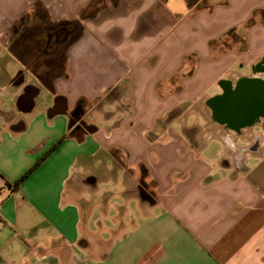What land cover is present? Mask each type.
<instances>
[{
    "label": "crops",
    "instance_id": "0c3cea01",
    "mask_svg": "<svg viewBox=\"0 0 264 264\" xmlns=\"http://www.w3.org/2000/svg\"><path fill=\"white\" fill-rule=\"evenodd\" d=\"M94 1L0 0V49L30 17L73 21ZM105 1L62 66L45 50L9 79L12 103L26 74L39 92L0 125V264H264V136L186 122L264 79V0Z\"/></svg>",
    "mask_w": 264,
    "mask_h": 264
},
{
    "label": "rangeland",
    "instance_id": "374dc122",
    "mask_svg": "<svg viewBox=\"0 0 264 264\" xmlns=\"http://www.w3.org/2000/svg\"><path fill=\"white\" fill-rule=\"evenodd\" d=\"M38 17H40V16H38ZM31 18L37 19L36 16H32ZM30 20H32V19H30ZM35 21H36L35 23H37V20H35ZM45 21H43V22H45ZM35 23H28V24L33 25ZM26 25L27 24H25V22H24V25L21 27L18 34L15 36L13 45H9V47H7V48L5 45V49H0V125H2V124L7 125L8 123L11 122L12 118H15L14 120H16L20 117V115L16 112L17 109L15 107V101L12 103V102H10L11 100H9L11 98V95H9V94L14 95V92L16 91L9 84V79H11V77L14 76L18 70L26 71L25 70L26 69L25 68V65H26L25 60H27L33 54V52H31L32 47L30 46L32 44H30L29 41H32V39L35 40L36 36H34V35H36L38 33L39 28H38V26L28 27ZM68 28L69 29L71 28L72 34H74V35L78 34V30L76 29V26L74 25V23L70 24V26ZM19 33H21V34H19ZM69 33H70V31H69ZM81 33H82V31H81ZM37 38H41V42H42L41 46H45L46 38H48L47 34L46 33L44 35L40 34V36H38ZM68 47L69 46H67L65 44H64V46L63 45L56 46L51 42L47 48L45 47L44 49H42L43 50L42 52L44 53L45 50H47L48 53L54 52L53 54H55V52L57 51L56 52L57 56H55L53 58L49 57L48 60L50 62H54L55 64L62 66V60H63L62 58L65 56V53L67 52ZM185 70H187L189 73L192 70V68L189 67L188 69L186 68ZM234 70L237 72H240L242 74H245V75H248L250 72L249 67H240L239 65L235 66ZM52 76L53 75L50 74L49 76L45 77L44 80L50 81V77H52ZM227 77L230 78L232 81L236 80V78H237L236 76H233L232 74L227 76ZM179 78H180V76L177 75V76H174L173 80L176 81V80H179ZM25 82L37 85V84H39L38 76H36L35 74L34 75L26 74ZM215 88L216 87L211 88L209 92L217 91V90H215ZM209 94H211V93H209ZM48 98H49V96H48L47 91H42L36 100V109H38L40 107L44 108L45 103L47 102ZM7 109H9V110L6 112L5 110H7ZM186 122H188L189 124H191V123L205 124V123H210L212 121H211V117L208 114H206V116L203 118L199 117V116L198 117L197 116H191L186 120ZM248 131L250 133L259 132L261 135L264 136L263 125H261V126L255 125L251 129H249ZM229 133L231 135H233V137L235 136V134L233 132H229ZM220 162L223 165V160L222 161L220 160Z\"/></svg>",
    "mask_w": 264,
    "mask_h": 264
},
{
    "label": "water",
    "instance_id": "95a60500",
    "mask_svg": "<svg viewBox=\"0 0 264 264\" xmlns=\"http://www.w3.org/2000/svg\"><path fill=\"white\" fill-rule=\"evenodd\" d=\"M19 71L12 79H16ZM22 82L23 79L15 81V84ZM38 92L36 86L25 85L23 93L16 99L17 109L30 111L35 105ZM207 104L212 111L211 119L226 129L238 132L253 126L264 120V79L255 75L242 76L234 85L223 88L221 93L211 97Z\"/></svg>",
    "mask_w": 264,
    "mask_h": 264
},
{
    "label": "flooded vegetation",
    "instance_id": "af4514ba",
    "mask_svg": "<svg viewBox=\"0 0 264 264\" xmlns=\"http://www.w3.org/2000/svg\"><path fill=\"white\" fill-rule=\"evenodd\" d=\"M96 4H98V3H96ZM86 14H88V13H86ZM86 14L84 13L83 17H87ZM30 19H32V20H30ZM30 19L25 23V24H27L26 26H28V27L38 26V28H39L38 32H41L42 35H44L46 33L48 38H46L45 46H41L42 45L41 38H37L38 36H40L39 34L36 35L35 40L32 39V41H29L30 44H32L30 46L32 47L31 52H33V54L31 55V57L28 58V61H27L28 66L29 65L31 66L32 64H34L38 60V58L42 57L41 56V52L43 51L42 49H44L45 47L47 48L51 42L56 46H61V45L64 46V44L67 46H70L78 38V36L81 34L82 29L80 30V25L85 20V19H83L79 23H77V22L75 23L74 21L72 22V23H74V25L76 26V29L78 30V34L74 35V34H72L71 28L70 29L68 28L70 26V24H72L70 22L63 23L59 26V28H56V27H53L52 24H50L48 21H45L41 17H37V19L30 17ZM35 20H37V23H35L36 22ZM43 21H45V22H43ZM28 23H35V24L29 25ZM81 28H83L82 25H81ZM69 31H70V34L68 35ZM260 70H264V57L252 69L253 72L260 71ZM24 76H25V71H23V70L19 71L16 79L15 80L12 79L11 83H15V81H20V80L24 79ZM223 85L226 86L227 83H224ZM27 93L29 94L30 91H27ZM69 118H70V121L75 123V125H78V126L85 125V122H84L85 118H84L83 112L81 111V108L79 106L75 107L69 113ZM262 121H264V120H261L260 122H262ZM260 122H258L255 125H258ZM250 127H252V126H250ZM250 127L240 129L238 132H234V131H232V132L236 135H241V132L244 129H247ZM257 137L258 136H255L254 141L257 140ZM254 143H256V141Z\"/></svg>",
    "mask_w": 264,
    "mask_h": 264
},
{
    "label": "trees",
    "instance_id": "16d2710c",
    "mask_svg": "<svg viewBox=\"0 0 264 264\" xmlns=\"http://www.w3.org/2000/svg\"><path fill=\"white\" fill-rule=\"evenodd\" d=\"M113 2H116V4H117V2L119 1V0H112ZM96 3H98V4H96ZM106 3V1L105 0H95L93 3H92V9L90 10V11H88V14H87V16H90V18L91 19H93L94 21H97V20H99L98 18L102 15L101 14V12H104L105 11V4ZM83 14H84V12L83 11H80V13H78V15L80 16V17H78V19H76V20H73L75 23L77 22V23H79L81 20H83V19H85L86 17H83ZM107 14V13H106ZM72 20H67V19H63V20H60V21H58L57 23H55V24H52V26L53 27H56V28H59V26L61 25V24H63V23H68V22H70V23H72L73 22ZM82 28H81V25H80V30H81ZM70 33H68V35H69ZM41 52V51H40ZM41 56L43 57L44 56V54H43V52H41ZM19 185V181H16L15 182V184H14V186L15 187H17Z\"/></svg>",
    "mask_w": 264,
    "mask_h": 264
}]
</instances>
